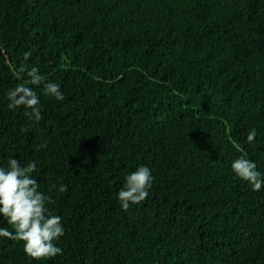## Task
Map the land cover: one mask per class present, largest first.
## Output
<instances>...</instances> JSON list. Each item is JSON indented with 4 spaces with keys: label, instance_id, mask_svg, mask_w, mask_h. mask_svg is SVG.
<instances>
[{
    "label": "trees",
    "instance_id": "1",
    "mask_svg": "<svg viewBox=\"0 0 264 264\" xmlns=\"http://www.w3.org/2000/svg\"><path fill=\"white\" fill-rule=\"evenodd\" d=\"M21 83L38 122L8 107ZM241 155L264 178V0H0V167L34 161L64 227L43 260L0 237V264H264V186L233 172ZM140 166L152 187L124 211Z\"/></svg>",
    "mask_w": 264,
    "mask_h": 264
},
{
    "label": "clouds",
    "instance_id": "2",
    "mask_svg": "<svg viewBox=\"0 0 264 264\" xmlns=\"http://www.w3.org/2000/svg\"><path fill=\"white\" fill-rule=\"evenodd\" d=\"M30 55V52H26L24 60L27 61ZM19 73L26 74L32 85H42L46 96L58 101L64 99L59 84L45 82L36 67L28 69L26 64H22ZM7 99L10 109L22 107L24 115L37 122L43 118L39 97L31 87L18 84L7 93ZM256 135V130H251L248 142H253ZM231 167L239 179L252 186L253 191H260L264 186V178L257 171L256 163L245 155L234 160ZM35 171L34 161L22 166L15 158L8 159L7 167H0V221H6L14 229L9 231L7 228H0V237L23 242L26 255L35 260H43L63 253L55 241L64 235V227L62 218L49 211L52 195L40 191V185L33 177ZM153 180L151 170L146 166H140L127 175L124 186L117 194L122 210L127 211L130 205L143 202L149 195ZM66 190V185L59 186V192Z\"/></svg>",
    "mask_w": 264,
    "mask_h": 264
}]
</instances>
